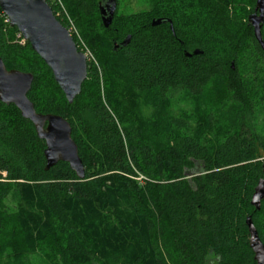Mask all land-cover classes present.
I'll return each mask as SVG.
<instances>
[{
    "label": "trees",
    "instance_id": "trees-1",
    "mask_svg": "<svg viewBox=\"0 0 264 264\" xmlns=\"http://www.w3.org/2000/svg\"><path fill=\"white\" fill-rule=\"evenodd\" d=\"M62 1L91 54L72 104L1 10L0 58L33 75L37 113L69 122L85 177L63 162L46 171L44 141L0 102V264H32L44 247L47 264H256L245 225L264 245V200L250 204L264 165L256 0H145L128 13L117 0L108 28L101 0ZM134 169L151 181L132 183Z\"/></svg>",
    "mask_w": 264,
    "mask_h": 264
},
{
    "label": "water",
    "instance_id": "water-1",
    "mask_svg": "<svg viewBox=\"0 0 264 264\" xmlns=\"http://www.w3.org/2000/svg\"><path fill=\"white\" fill-rule=\"evenodd\" d=\"M98 12L104 28L113 21L117 0H101ZM0 10L7 18L10 27L17 29L19 35L28 42L32 51L51 71L54 81L62 91L66 101L72 104L81 93L87 78V58L77 46L66 28L57 20L46 0H0ZM248 23L253 29L254 39L264 54L262 27L264 24V0H256L254 12L248 16ZM168 24L173 31L172 22L167 18L153 19L152 26ZM131 36L113 43V51L125 48ZM201 53L194 50L184 52L190 57ZM33 75L18 70H8L0 58V102L13 105L22 118L33 125L38 139L44 141L45 170L48 171L59 162L67 163L79 180L85 177L84 166L79 157L76 143L71 137V126L63 117L55 114L37 113L28 99ZM264 200V165L263 177L254 188L250 204L260 210ZM245 225L249 233V247L254 254L256 264H264V245L259 239L252 219L248 216Z\"/></svg>",
    "mask_w": 264,
    "mask_h": 264
},
{
    "label": "rangeland",
    "instance_id": "rangeland-1",
    "mask_svg": "<svg viewBox=\"0 0 264 264\" xmlns=\"http://www.w3.org/2000/svg\"><path fill=\"white\" fill-rule=\"evenodd\" d=\"M60 1H61L62 5L64 7L63 11H66L67 14H68L67 17L71 19L68 11L66 10V8L64 6L63 1L62 0H60ZM47 3L49 5L53 6V4H52V2L50 0H48ZM119 6H120V9H121V12H124V13L136 12V11H144V10L148 9V4L145 2V0H119ZM254 7H255V4L252 7H246L247 13H250L252 11V9H254ZM54 9H56V8L54 7ZM55 12L56 13L58 12V14H60L57 17L60 18L65 23L66 22L65 19L67 20V18L66 17H65V19L63 18L64 14H62V11L60 12V11L56 10ZM263 33H264V27H263ZM22 41L20 42L21 44H23L25 42L24 40H22ZM2 176L4 177L5 173H2ZM129 180L132 183H138V184H140L142 186H145L147 182L151 181V178L141 174L138 170L134 169L133 170V174L129 176ZM12 203H13V201H12V195H11V196H9L6 205H8V207H10L12 205ZM42 249H43L42 251H38L37 253L32 254L30 256L32 264H47V261L49 260V257L48 256L46 257L45 253L48 252V251L46 250L45 247L42 248ZM213 263H214V261L211 260V264H213Z\"/></svg>",
    "mask_w": 264,
    "mask_h": 264
},
{
    "label": "built area",
    "instance_id": "built-area-1",
    "mask_svg": "<svg viewBox=\"0 0 264 264\" xmlns=\"http://www.w3.org/2000/svg\"><path fill=\"white\" fill-rule=\"evenodd\" d=\"M50 1L52 2L53 6L56 8L55 11L56 10L60 11V12L62 11V14H64L63 18L64 19H65V17L67 18V20L65 19V21H66L65 22L66 30L68 31V33L71 35L72 38L76 39L77 43H75V44H76V46L78 48H80L79 51H81L83 54H85L86 58L89 59L91 57V54L87 50V48L84 45V43L82 42V40H81V38L79 36V33H78L73 21L70 18L67 17L68 16L67 12L63 11L64 7H63L61 1L60 0H50ZM54 15H55V17H57L60 14H58V12L57 13L55 12Z\"/></svg>",
    "mask_w": 264,
    "mask_h": 264
},
{
    "label": "flooded vegetation",
    "instance_id": "flooded-vegetation-1",
    "mask_svg": "<svg viewBox=\"0 0 264 264\" xmlns=\"http://www.w3.org/2000/svg\"><path fill=\"white\" fill-rule=\"evenodd\" d=\"M253 12H254V9H253ZM253 12H252V13H253Z\"/></svg>",
    "mask_w": 264,
    "mask_h": 264
}]
</instances>
